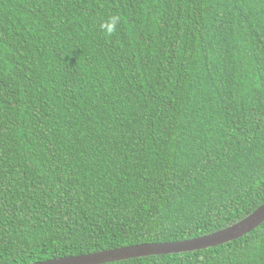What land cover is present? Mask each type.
Instances as JSON below:
<instances>
[{"label":"trees","instance_id":"1","mask_svg":"<svg viewBox=\"0 0 264 264\" xmlns=\"http://www.w3.org/2000/svg\"><path fill=\"white\" fill-rule=\"evenodd\" d=\"M263 202L264 0H0V264L188 240ZM104 264H264V221Z\"/></svg>","mask_w":264,"mask_h":264},{"label":"water","instance_id":"2","mask_svg":"<svg viewBox=\"0 0 264 264\" xmlns=\"http://www.w3.org/2000/svg\"><path fill=\"white\" fill-rule=\"evenodd\" d=\"M264 221V202L251 214L222 230L174 242H148L88 254L65 256L29 264H104L135 257L193 251L237 239Z\"/></svg>","mask_w":264,"mask_h":264},{"label":"clouds","instance_id":"3","mask_svg":"<svg viewBox=\"0 0 264 264\" xmlns=\"http://www.w3.org/2000/svg\"><path fill=\"white\" fill-rule=\"evenodd\" d=\"M115 23H116L115 18L105 23L104 29H105L106 34H110L115 31Z\"/></svg>","mask_w":264,"mask_h":264}]
</instances>
